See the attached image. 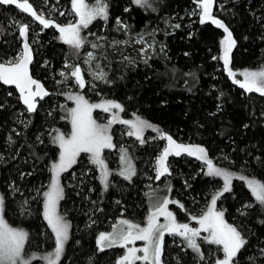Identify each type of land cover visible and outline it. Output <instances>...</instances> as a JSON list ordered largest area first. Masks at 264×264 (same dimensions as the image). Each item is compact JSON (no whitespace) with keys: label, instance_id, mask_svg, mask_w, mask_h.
<instances>
[{"label":"trees","instance_id":"obj_1","mask_svg":"<svg viewBox=\"0 0 264 264\" xmlns=\"http://www.w3.org/2000/svg\"><path fill=\"white\" fill-rule=\"evenodd\" d=\"M29 2L37 14L60 26L76 17L71 0ZM105 2L107 20L98 18L81 30L86 42L79 50L60 40L56 27L44 28L36 21L39 33L33 45L32 72L43 80L50 94L35 112L26 110L15 88L0 82L4 215L11 226L28 232L27 254L41 256L53 253L56 247L44 217L43 193L48 191L52 165L59 156L52 138L71 126L65 91L61 84L55 85L54 78L66 62L74 65L79 53L94 51L108 82L95 81L92 90L86 87L82 93L91 100L117 101L124 109L122 117L135 120L139 116L160 130L145 129L144 143L129 139L126 148L136 165L131 180L113 173L108 188H104L98 169L85 154L63 173L59 209L70 222V236L59 264H113L122 254L119 247L100 250L98 235L110 230L121 217L136 222L146 219L148 197L162 186V179L154 178L155 161L167 141L160 138L161 132L177 143L204 147L217 167L264 182V95L248 93L229 76L221 59L224 30L211 21L200 23L195 0H150L155 11L136 6L132 0ZM213 16L225 23L236 41L231 69L264 68V0H216ZM31 20L35 21L17 6L0 4V61L8 62L20 53L18 25ZM93 43L99 46L92 48ZM120 134L114 126L116 147L124 142ZM183 154L170 156V175L163 177V187L169 186L171 196L183 205V210L175 207L179 219L189 223L191 216L199 217L207 209L213 191L223 180L207 176L204 161ZM248 204L253 207H245ZM216 207L225 211L227 221L247 240L236 264H264L260 251L264 249V207L255 201L246 182L234 178L231 190L219 197ZM163 249L164 264L214 262L209 250L198 258L178 235H166ZM32 264L46 261L37 259Z\"/></svg>","mask_w":264,"mask_h":264},{"label":"snow or ice","instance_id":"obj_2","mask_svg":"<svg viewBox=\"0 0 264 264\" xmlns=\"http://www.w3.org/2000/svg\"><path fill=\"white\" fill-rule=\"evenodd\" d=\"M132 2L136 6L155 11L150 0H132ZM214 2L215 0H197L201 9L199 13L200 23L203 24L210 20L227 33L221 42L223 45L222 59L225 66H227L230 63V53L235 47L236 41L225 23L212 15ZM71 3L72 9L78 16V20L76 23L60 26L55 24L54 21L45 19L42 14H37V11L34 10L29 0H23V3H20L19 0H0V4L15 5L19 9H22L24 13L30 14L44 28L56 27L59 30L58 38L72 48L79 50L86 42L85 38L81 36V30L86 29L89 24L98 18L106 21L108 18V5L105 0H94L92 5L86 4L84 0H71ZM117 24H121L119 19H117ZM123 27L127 29V25H123ZM175 27L179 28L180 25L176 24ZM28 32V24L20 25L19 35L24 37L23 49L16 57L9 59L7 63L0 62V82L4 85L16 86L19 90L20 99L27 106L26 110L28 112H35L37 107L36 98L40 97L42 99L44 96L49 95V93L29 73L28 66L31 63L32 56L30 46L27 43ZM98 46L95 43L91 45L92 48H97ZM148 47L151 48L153 45H148ZM141 51H147V49H141ZM161 51H163V48H161ZM87 56L88 59L85 63L90 64L94 58L93 53L89 52ZM213 59H216V57H213ZM60 74L62 76L65 75L63 72ZM228 74L234 79L236 84H239L248 93L255 92L264 95V68L255 71H243L241 73L243 76L242 81L235 79L236 73L230 68L228 69ZM70 75L75 78V82L80 88L85 87L86 82L80 66H75ZM93 75L96 79L108 82L106 74L103 71L96 72ZM33 86H35V89ZM68 99L75 101V107L68 110L71 119V133L66 136L64 133L58 132L52 138L53 143L59 146V159L58 162L52 165L54 175L50 181V190L43 193L45 197L44 217L54 233L55 250L53 253L41 256L27 254L25 252V245L28 241L29 234L21 228L10 226L6 221L4 217L5 197L3 194H0V264H32V261L37 259L46 261V264H59L65 242L68 239V230L70 227L69 223L57 213L58 201L63 198V188L59 181L60 174L75 163L76 157L80 153H88L91 162L99 167L101 182L107 188L108 176L111 173L102 157V152L105 148L111 149L115 147L112 143V137L109 134L111 124L119 122L129 125L133 131H129L127 134L136 136L140 143L145 142L143 139L145 129L160 132L157 126L139 116H135V120H119L118 113L116 112H113L112 119L108 123H97L92 116V112L95 109H102L104 112H112L114 109L119 110V112L124 111L123 106L116 101L104 100L100 103H89L80 94H69ZM160 138L166 139L168 144L157 159L158 167L156 169L157 175L155 179L159 180L166 174L170 175L166 165V160L169 155L174 154L179 156L183 152L204 161L207 169L205 174L207 176L222 178V190L212 195L210 205L202 215L199 217L191 216V220L198 221L199 228L191 227L188 223H178L174 213L169 210V204H176L182 210L183 205L179 201L171 200L165 196L162 199H158L153 205L154 210L147 217L145 227L134 224L129 220L121 219L113 226L111 232L100 233L98 237L100 250H103L105 246L111 248L119 244L120 247L127 248V252L118 260L117 264H136V261H150L151 264H163V240L165 233H169L182 237L187 242V246L196 253H199L201 258H203V253L201 252L197 238L200 237L201 231H204L208 233L207 236L203 237L205 242L222 246L223 258L217 259L215 264H234L237 254L247 244V240L241 231L224 220V211H218L216 209L217 200L224 192L231 190L232 181L236 178L246 182V186L255 201L261 207H264V182L217 167L213 160L208 157L207 150L202 146L178 144L171 136L163 132L160 133ZM8 139L12 142L11 136ZM122 153L120 159L125 164V167L119 174L130 180L135 175L134 165L131 163V158L128 156L127 150L123 149ZM15 190L18 191V189ZM168 190L171 191L170 187ZM245 207H253V205L248 204ZM160 217H164V223L159 222ZM261 223H264V221H261ZM137 240L145 241V246L143 248L128 247L130 243H134ZM260 251L261 254H264V249ZM138 252H142L143 254L137 255Z\"/></svg>","mask_w":264,"mask_h":264},{"label":"rangeland","instance_id":"obj_3","mask_svg":"<svg viewBox=\"0 0 264 264\" xmlns=\"http://www.w3.org/2000/svg\"><path fill=\"white\" fill-rule=\"evenodd\" d=\"M84 2L86 3V1L84 0ZM215 3H216V0H215V2H214V6H213V9H212V15H213V11H214V7H215ZM194 11L196 12V14H198L199 15V13H200V11H201V9H200V7H199V5H198V3H197V0H195V5H194ZM200 16V15H199ZM77 20H78V16L76 15V17H75V19L74 20H71V23H76L77 22ZM210 21V20H209ZM28 24L29 25V35H30V41H31V43H32V45H34L37 41H38V33H39V31H38V26H37V22L36 21H33V20H31V21H28V22H24V23H22V24ZM22 24H19L18 25V32H19V27H20V25H22ZM68 25V24H67ZM16 27V26H15ZM227 35V33H225V36ZM19 38L21 39V36L19 35ZM142 37L140 36L138 39L139 40H142L141 39ZM144 40H147V39H144ZM144 42V41H143ZM145 44L147 45L148 43H147V41L145 42ZM234 49V48H233ZM232 49V50H233ZM232 50H231V52H232ZM22 51V50H21ZM20 51V52H21ZM36 51V50H35ZM89 52H91V53H93V56H94V58L91 60V63L90 64H86L85 63V61L88 59V56H87V54L89 53ZM222 57H223V53H222V55H221V59H222ZM222 61H223V59H222ZM224 62V61H223ZM80 66L81 67V69H82V74H83V78H84V80H85V87L84 88H88L89 90H92L93 89V86H94V82L95 81H100L99 79H96L95 78V76L93 75L94 73H96V72H100V71H103L105 74H106V71H105V68H104V65H103V63H102V61L98 58V55L94 52V51H84V52H81V53H79V57H78V63H75L74 65H72V63H69V62H66V64H65V67L63 68V69H60L59 71H58V75H59V77H54L55 78V85H59V84H61L62 85V87H61V89H63L64 91H65V96H66V99H67V102H68V108H67V114H68V117H69V121H70V125H71V119H70V114H69V112H68V110L69 109H71V108H73V107H75V101H73V100H70V99H68V95L69 94H72V95H76V94H80V95H82V96H84V98L86 99V100H88L89 101V103H100V102H102V101H104V100H110V99H106V98H101V97H99L98 99H96V100H91L90 98H87L85 95H84V93H82V91H83V89L84 88H80L78 85H77V83L75 82V78L74 77H71V71L74 69V67L75 66ZM69 66H71V67H69ZM69 68H71V69H69ZM226 68H227V70L230 68L231 69V53H230V63H229V65H227L226 66ZM232 70V69H231ZM233 71V70H232ZM243 71H245V70H243ZM243 71H233V72H235L236 73V76H235V79L236 80H243V76L241 75V73L243 72ZM250 71H255V70H250ZM61 72H63V73H65V75L64 76H62L60 73ZM58 95V94H57ZM117 102V101H116ZM113 112H116V113H118V119L119 120H128V119H126V118H124V117H122V115H121V112H119V110H112V112H104L102 109H95V110H93V112H92V116H93V118L97 121V123H99V124H106V123H108L109 122V120H111L112 119V114H113ZM114 126H117V130L119 131V133L121 132V137H122V139H123V143H121V145L119 146V147H114V148H111V149H108V148H105L104 150H103V152H102V157H103V159H104V161H105V163L107 164V166H108V169H109V171H110V175L108 176V186H109V183H110V180H111V177H112V174L113 173H116V174H118L119 176H122L124 179H126V180H129V179H127L125 176H123V175H120L119 173L123 170V168L125 167V164L121 161V159H120V157H121V155L123 154L122 153V150L123 149H126L127 150V154H128V156L131 158V163H132V165H134V169H135V173H136V165H135V162H134V159H133V157L131 156V153L129 152V149L128 148H126V145H127V143L129 142V139L130 138H133V139H137V137L136 136H130V135H128L127 133L129 132V131H133V129L129 126V125H125V124H122V123H119V122H116V123H112L111 124V127H110V129H109V134L111 135V137H112V143L115 145V141H114V136H113V127ZM67 130H68V128H67ZM67 130H60V131H57V133L59 132V133H64L66 136H68V135H70V133H71V126H70V130L69 131H67ZM55 135H57V134H55ZM143 135H144V133H143ZM137 141H138V139H137ZM167 144H168V142L166 141V144H165V146L163 147V149L161 150V152L159 153V155H158V157L162 154V152H163V150H164V148L165 147H167ZM178 144H181V143H178ZM57 146H58V144H56ZM183 145H188V144H183ZM59 147V146H58ZM59 152H60V149H59ZM81 154H85V155H87L88 156V158L90 159V156H89V154L88 153H80V155ZM183 154V152L181 153V155ZM188 155L187 153H184L183 154V156H186V155ZM79 155V156H80ZM172 155H174V154H172ZM79 156H77L76 157V160H75V162L78 160V158H79ZM171 155H169L168 157H167V160H166V165H167V167H168V169L170 170V168H171V163H170V157ZM158 157H157V159H158ZM58 159H59V156H58V158H57V161L56 162H58ZM157 159H156V161H155V164H154V172H155V177H156V175H157V172H156V169H157V167H158V164H157ZM55 162V163H56ZM74 164V163H73ZM72 164V165H73ZM93 164V163H92ZM71 165V166H72ZM93 166L94 167H96L97 169H98V171H99V175L101 176V173H100V169H99V167L97 166V165H94L93 164ZM68 169H70V167L68 168ZM67 169V170H68ZM66 170V171H67ZM65 172V171H64ZM64 172H62L61 174H60V177H59V181H60V185L62 186V188H63V185H62V176H63V173ZM53 175H54V173L52 172V174H51V179H52V177H53ZM135 175H133L132 177H131V179L134 177ZM166 176H168V174H166L165 176H163V177H166ZM154 177V178H155ZM163 177H161L160 179H162V186L159 188V189H155V190H152V194H150L149 195V197H148V209H147V217L149 216V214L154 210L153 209V205L157 202V200L158 199H162L163 197H165V196H167V197H169L171 200H175V201H178L176 198H174V197H172L171 196V191H169L168 189H169V186H167V187H163ZM51 179H50V181H51ZM130 179V180H131ZM159 179V180H160ZM100 181H101V179H100ZM101 184H102V186L104 187V184L101 182ZM108 186H107V188H108ZM156 184L154 185V188H156ZM222 187H223V185L220 187V188H217V189H215L214 191H213V194H215L216 192H218V191H221L222 190ZM105 188V187H104ZM50 190V185H49V188H48V191ZM63 193H64V190H63ZM0 194H2V191H1V186H0ZM61 200V199H60ZM60 200L58 201V204H57V213L60 215V216H62L63 218H64V220L65 221H67L68 223H69V225H70V222H69V220H67L63 215H62V213H61V211H60V209H59V203H60ZM175 207H177V209H179V207L176 205V204H169V210L170 211H172L173 213H174V215H175V217H176V220H177V222L178 223H183V220H181V219H179V217H178V212H177V209L175 208ZM216 209L219 211V210H222V209H220V208H217L216 207ZM224 211V210H223ZM4 217H5V215H4ZM147 217H146V219L143 221V222H136V221H133V220H129V219H127V218H124V217H121V218H119L114 224H113V226L114 225H116L121 219H126V220H129V221H131L132 223H134V224H138V225H140L141 227H145L146 226V224H147ZM6 219V218H5ZM224 220L228 223V224H230L228 221H227V219H226V217H225V211H224ZM7 221V220H6ZM159 222L160 223H164L165 222V220H164V217H160L159 218ZM191 227H195V228H199L200 226H199V223H198V221H194V220H191L189 223H188ZM10 225V224H9ZM232 225V224H231ZM11 226V225H10ZM113 226H112V228L110 229V230H108V231H104L105 233H107V232H111L112 230H113ZM13 227V226H12ZM235 227V226H234ZM102 233V232H101ZM169 233H165V235H164V239H165V236L166 235H168ZM172 235V234H171ZM208 235V233L207 232H204V231H201V234H200V237H198L197 239H198V242H199V244H200V248H201V252L203 253V256L208 252V250H209V255H210V257H213V260H214V262L212 263V264H215V261L217 260V259H222L223 258V253H222V246H220V245H215V244H209V243H207V242H205L204 240H203V237H205V236H207ZM69 236H70V227H69V230H68V239H69ZM173 236H177V235H173ZM98 237H99V235H98ZM180 237V236H179ZM182 238V237H181ZM68 239H67V241H68ZM67 241L65 242V245H64V251H63V254L61 255V257L64 255V252H65V247H66V243H67ZM183 241L185 242V244H186V246H187V242L183 239ZM145 244H146V242L145 241H140V240H137V241H135L134 243H130L129 245H128V247H135V248H143L144 246H145ZM163 244H164V240H163ZM25 247H26V245H25ZM98 247H99V249H100V246H99V244H98ZM113 247H119V248H122V254L117 258V260L113 263V264H117V262H118V260L124 255V254H126V252H127V248H124V247H120L119 246V244H117V245H114ZM113 247H111V248H113ZM188 247V246H187ZM109 247H107V246H105L104 247V249H108ZM207 248V249H206ZM103 249V250H104ZM191 249V248H190ZM192 250V252L198 257V258H201V256H200V254L199 253H196L193 249H191ZM26 252V251H25ZM143 253L142 252H138L137 253V255H142ZM162 261H163V264H164V260H163V257H162ZM210 261H212V259H210ZM137 262H142V263H149V264H151V262L150 261H136V263ZM234 264H236V258H235V261H234Z\"/></svg>","mask_w":264,"mask_h":264},{"label":"water","instance_id":"obj_4","mask_svg":"<svg viewBox=\"0 0 264 264\" xmlns=\"http://www.w3.org/2000/svg\"><path fill=\"white\" fill-rule=\"evenodd\" d=\"M21 41H22V49H23V43H24V37H21ZM27 43L29 44L30 46V49H31V56H32V60H31V63L29 64L28 68H29V73L30 75L32 76L33 79L37 80L40 84L43 85L44 89L50 94V90L47 88V86L45 85V83L43 82V80L37 78L34 76L33 72H32V67H33V64H34V61H35V51H34V48H33V45L30 41V35H29V32H28V36H27ZM0 62H4V61H0ZM4 63H7V62H4ZM8 87H12V88H15L18 95H19V98H20V94H19V90L16 88V86L14 85H6ZM33 88L35 89V86H33ZM48 96V95H47ZM46 96H44L42 99H44ZM40 97H37L36 98V101H37V107H36V110L39 106V103L40 101L42 100ZM21 103L23 104L22 100L20 99ZM24 105V104H23ZM25 107H27L26 105H24Z\"/></svg>","mask_w":264,"mask_h":264}]
</instances>
